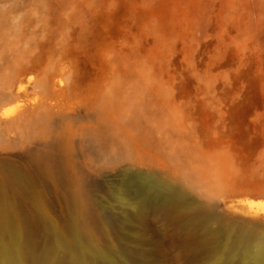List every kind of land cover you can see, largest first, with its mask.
Listing matches in <instances>:
<instances>
[{
  "label": "rangeland",
  "instance_id": "1",
  "mask_svg": "<svg viewBox=\"0 0 264 264\" xmlns=\"http://www.w3.org/2000/svg\"><path fill=\"white\" fill-rule=\"evenodd\" d=\"M0 15L31 21L24 30L32 51L17 83L30 102L39 96L32 80L48 68L63 104L100 94L135 103L140 131L159 126L164 151H176L179 173L165 168L156 180L179 184L180 173H190L204 182L181 183L190 197L264 230V0H0ZM119 170L92 179L115 185ZM44 194L49 217L61 224L62 203L51 186ZM145 223L164 264L205 261L183 249L191 236L174 237L151 217Z\"/></svg>",
  "mask_w": 264,
  "mask_h": 264
},
{
  "label": "bare ground",
  "instance_id": "2",
  "mask_svg": "<svg viewBox=\"0 0 264 264\" xmlns=\"http://www.w3.org/2000/svg\"><path fill=\"white\" fill-rule=\"evenodd\" d=\"M30 22L0 15V153L22 156H0V264H164L148 217L174 237L191 236L183 249L205 257L202 264H264V230L227 221L182 187L195 189L201 179H155L165 168L179 173L176 151H164L159 126L140 131L135 103L100 94L63 104L48 68L32 80L39 96L30 102L17 86L32 51ZM12 102L16 109L5 111ZM93 157L101 163L91 164ZM118 168L115 185L92 179ZM47 185L63 205L61 224L45 208Z\"/></svg>",
  "mask_w": 264,
  "mask_h": 264
}]
</instances>
